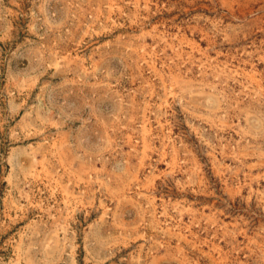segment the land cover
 <instances>
[{
    "label": "rangeland",
    "instance_id": "374dc122",
    "mask_svg": "<svg viewBox=\"0 0 264 264\" xmlns=\"http://www.w3.org/2000/svg\"><path fill=\"white\" fill-rule=\"evenodd\" d=\"M0 264H264V0H0Z\"/></svg>",
    "mask_w": 264,
    "mask_h": 264
}]
</instances>
